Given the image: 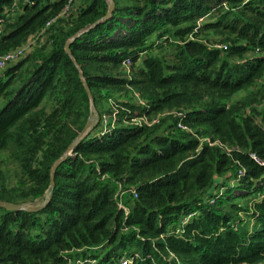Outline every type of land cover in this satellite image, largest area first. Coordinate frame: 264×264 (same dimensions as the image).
Masks as SVG:
<instances>
[{"label":"trees","instance_id":"obj_1","mask_svg":"<svg viewBox=\"0 0 264 264\" xmlns=\"http://www.w3.org/2000/svg\"><path fill=\"white\" fill-rule=\"evenodd\" d=\"M6 12L0 56L36 44L0 73V152L17 168L0 164V202L45 201L0 208V264H264V0Z\"/></svg>","mask_w":264,"mask_h":264},{"label":"built area","instance_id":"obj_2","mask_svg":"<svg viewBox=\"0 0 264 264\" xmlns=\"http://www.w3.org/2000/svg\"><path fill=\"white\" fill-rule=\"evenodd\" d=\"M9 18H10V14H9V12H6L4 14V16L0 19V40H1V36L3 34V28L5 25V22ZM49 25L50 24H48V26ZM33 47H34V44H31L29 42L28 45H26L24 47H21L19 49H16V50L11 51L5 55L0 56V73L2 71H5L11 65H14L15 63L20 62L27 54H29L32 51ZM219 48L227 49L226 46H219ZM125 68H126L125 71L128 72L129 71V62H127L125 64ZM184 114H185L184 112L164 113V114L158 115L157 117H153L151 119L150 118H140L138 120H135L134 122L138 123V124H145L147 126H153V125L158 124L163 118H166L168 115H173V116L178 117V118H183ZM105 123L109 124V118L108 117H105ZM112 123H115V118H114V120H112ZM178 127L183 131H190L188 126H186L182 122L179 123ZM202 141L203 142L206 141L210 145H213L210 142V140L204 139ZM253 158H255V156H253ZM133 263H134L133 259L128 258V257H123L117 261H112L108 264H133Z\"/></svg>","mask_w":264,"mask_h":264},{"label":"water","instance_id":"obj_3","mask_svg":"<svg viewBox=\"0 0 264 264\" xmlns=\"http://www.w3.org/2000/svg\"><path fill=\"white\" fill-rule=\"evenodd\" d=\"M113 10H114V4L111 3V5H110V7H109V10H108V13H107L105 19H103V20H108V19H110ZM78 37H79V35H76V36L73 38V40L76 39V38H78ZM66 52H67L69 55H71L70 42H68V43L66 44ZM80 75H81V77L83 76L82 73H81ZM83 83H84V87H85V89H86V91H87V93H88V95H89V98L91 99V93H90V90H89V88H88L86 82L83 81ZM92 103H93V102H92ZM92 112H94V108H92ZM92 124H93V119H90L89 122L87 123L85 129L83 130V132H82V133L80 134V136L76 139V141L74 142V144L68 149V151H67V153H66L65 156L70 155V154L72 153V151L74 150V148H75V146L78 144V142H79L81 139H83V138L86 136V134L89 132V130H90ZM65 156H64V157H65ZM61 162H62V160L58 161V163H56V165L54 166V169H56V168L58 167V165H59ZM51 187H54V179H53V177H52V180H51ZM47 199H48V198H47ZM0 208H3V209H5V210H7V211H27V212H36V211H39L42 207H39V208H38V207L26 206V205H24V204H14V203H9V202H0Z\"/></svg>","mask_w":264,"mask_h":264},{"label":"rangeland","instance_id":"obj_4","mask_svg":"<svg viewBox=\"0 0 264 264\" xmlns=\"http://www.w3.org/2000/svg\"><path fill=\"white\" fill-rule=\"evenodd\" d=\"M30 43L31 44H34V45L36 44V42H34V41H31ZM220 45L221 44H218V46L216 45L215 47H219ZM239 95H237L236 97H238ZM6 104H7V101L6 100H4V99H1L0 100V111L6 106ZM92 119H93V124H92L90 130L94 127L95 122L98 119L97 114H94L93 117H92ZM0 164L4 168H9V170H11L13 173L17 169L16 166L13 163L10 162L9 157H8V154L5 153V152H0ZM10 177H11L12 180L14 179V175L12 173L10 174ZM44 201H45V199H40V200L36 201L35 203L30 204L29 206L38 207L39 208V207H41L44 204Z\"/></svg>","mask_w":264,"mask_h":264}]
</instances>
